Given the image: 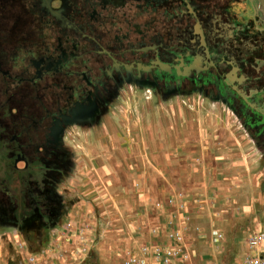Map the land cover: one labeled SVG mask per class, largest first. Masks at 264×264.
I'll return each mask as SVG.
<instances>
[{
	"label": "rangeland",
	"instance_id": "rangeland-1",
	"mask_svg": "<svg viewBox=\"0 0 264 264\" xmlns=\"http://www.w3.org/2000/svg\"><path fill=\"white\" fill-rule=\"evenodd\" d=\"M82 1L69 35L85 65L122 53L154 86L102 76L99 113L63 129L40 182L0 186V264H245L264 236V145L244 114L264 128V0ZM208 53L191 89L173 66ZM179 107L197 118L182 131Z\"/></svg>",
	"mask_w": 264,
	"mask_h": 264
},
{
	"label": "flooded vegetation",
	"instance_id": "flooded-vegetation-1",
	"mask_svg": "<svg viewBox=\"0 0 264 264\" xmlns=\"http://www.w3.org/2000/svg\"><path fill=\"white\" fill-rule=\"evenodd\" d=\"M68 1L0 0V186L4 191L14 175H19V179L35 175L34 182H40L46 158L63 152L58 141L63 129L70 122L85 124L99 113L105 100L103 92L108 87L102 84V76L104 82L113 78L117 82L137 81L154 86L149 75L140 71L134 75V65L124 63L122 53L106 52L109 66L102 67L100 59L98 66L87 67L86 59L77 55L80 43L76 47L71 42L70 18L77 12L69 10ZM101 2L121 3L124 8L130 0ZM82 4V12L88 6L94 8L89 0H83ZM114 39L118 37L115 35ZM205 60H192L183 73L180 65L173 69L179 76H190L191 89L196 90L198 74L215 67L210 53ZM162 68L169 69L164 65ZM222 98L228 103L234 96L227 94ZM244 114L251 122L257 120L253 127L264 145L262 121L249 111ZM18 163L23 167H17ZM20 183L16 181L17 185Z\"/></svg>",
	"mask_w": 264,
	"mask_h": 264
},
{
	"label": "crops",
	"instance_id": "crops-1",
	"mask_svg": "<svg viewBox=\"0 0 264 264\" xmlns=\"http://www.w3.org/2000/svg\"><path fill=\"white\" fill-rule=\"evenodd\" d=\"M190 103H193V102H190ZM195 115H196L195 113H192V115H191L190 112L187 109H185L184 107H179L177 109V112L175 113V121L179 123L176 126L177 127V130L178 131H182L184 129V124H185L187 118H189V119L191 118L193 120L194 125H195L196 124V121H197V118H196ZM211 117L214 118L213 116H211ZM212 122L214 123L215 121L212 120ZM222 124H224V122H222ZM154 130H155V125L153 124V128L148 131V133H149L148 134V138H152V136L154 135ZM118 133H119V131H118ZM164 133H165L166 140L168 141L169 140V135H168V132H167L166 129H165V132ZM219 136H220L221 139H224L225 138L224 137L225 134H223V133H220ZM151 144L154 147H157L158 146V143L155 140H153ZM179 147H180L179 150H177L178 152H180V150L182 149L181 146H179ZM219 191H220V194H222V195H227L228 194V192H226L227 190H225V187L224 186L222 187V186L219 185ZM261 251H263V250H261Z\"/></svg>",
	"mask_w": 264,
	"mask_h": 264
},
{
	"label": "built area",
	"instance_id": "built-area-1",
	"mask_svg": "<svg viewBox=\"0 0 264 264\" xmlns=\"http://www.w3.org/2000/svg\"><path fill=\"white\" fill-rule=\"evenodd\" d=\"M264 236L257 234L247 241V248L254 254L249 255L245 264H264V252L261 251Z\"/></svg>",
	"mask_w": 264,
	"mask_h": 264
}]
</instances>
